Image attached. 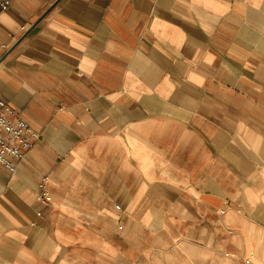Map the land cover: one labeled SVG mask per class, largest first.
Segmentation results:
<instances>
[{"label": "crops", "instance_id": "crops-1", "mask_svg": "<svg viewBox=\"0 0 264 264\" xmlns=\"http://www.w3.org/2000/svg\"><path fill=\"white\" fill-rule=\"evenodd\" d=\"M9 1L0 264H264V0Z\"/></svg>", "mask_w": 264, "mask_h": 264}, {"label": "built area", "instance_id": "built-area-1", "mask_svg": "<svg viewBox=\"0 0 264 264\" xmlns=\"http://www.w3.org/2000/svg\"><path fill=\"white\" fill-rule=\"evenodd\" d=\"M9 4V0H4L2 6L6 8ZM41 136L42 134L0 95V164L14 172L17 161L26 158ZM36 196L43 202L52 200V196L44 188V179L40 182V190Z\"/></svg>", "mask_w": 264, "mask_h": 264}]
</instances>
